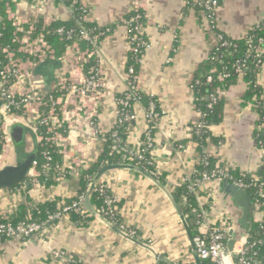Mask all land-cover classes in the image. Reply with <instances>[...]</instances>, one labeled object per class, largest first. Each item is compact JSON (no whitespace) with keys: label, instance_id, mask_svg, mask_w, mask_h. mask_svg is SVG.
Here are the masks:
<instances>
[{"label":"crops","instance_id":"crops-1","mask_svg":"<svg viewBox=\"0 0 264 264\" xmlns=\"http://www.w3.org/2000/svg\"><path fill=\"white\" fill-rule=\"evenodd\" d=\"M82 1L88 10L87 22L109 30L100 40L95 54L103 80L98 94L83 104L75 97L68 94L63 97L59 92L64 83L80 85L85 78L79 65L65 61L72 51H66L59 58L25 61L22 66L27 72V85L35 84L44 93L59 94L58 102L63 110L60 121L69 130L61 140L63 163L73 168L72 177L53 189L36 184L29 198L8 189L0 190L2 216H9L17 206L30 208L54 198L71 199L79 192L81 172L95 164L102 147V141L93 136L88 120L96 121L101 132L110 130L118 116L117 99L126 90L130 51L123 20L132 11L143 15L147 39L138 88L147 97L154 98L162 112L150 156L165 184L155 178L172 196L171 190L194 174L200 159L191 131L192 125L200 121L192 81L198 66L207 60L215 46L217 32L209 31L205 17L187 7V0ZM8 10L10 19H42L45 25L68 21L73 14L67 2L53 0H19ZM263 22L264 0H220L217 29L221 35L233 40L243 39L251 28ZM259 84L264 93V67ZM246 94L247 86L242 80L221 92L225 116L212 132L223 138V142L208 145L204 153L216 158L224 167L255 175L264 165V150L255 143L254 132L259 117L252 105L244 103ZM34 111L35 107H32L30 118ZM134 111L136 119L127 139L131 147L142 142L148 125L146 108L137 104ZM4 126L11 143L3 167L18 159L10 130L20 126L31 129L24 119L15 117L6 120ZM259 130L264 131L263 127ZM23 140L25 153L33 152L38 142L34 135L28 131ZM29 177H37V173L31 172ZM100 181L118 202L124 204L120 212L124 224L136 231L138 237H129L101 216L88 212L94 219L87 226L74 224L66 217L29 240L12 239L1 243L0 264H160L162 261L203 264L193 245L191 225L185 216L184 219L179 216L164 191L149 178L121 170L108 173ZM222 186V183L213 182L200 189L199 210H205L211 222L228 217L237 240L234 249L240 250L247 230L255 221L262 220V214L254 210L249 218L252 225L249 229L244 228L241 225L243 210L235 206L230 196L222 191ZM90 205L95 211L91 200ZM59 252L63 256L55 259L54 254Z\"/></svg>","mask_w":264,"mask_h":264},{"label":"trees","instance_id":"trees-1","mask_svg":"<svg viewBox=\"0 0 264 264\" xmlns=\"http://www.w3.org/2000/svg\"><path fill=\"white\" fill-rule=\"evenodd\" d=\"M18 1L19 0H0V72L8 63L7 53L5 52L7 49L14 53L16 58H19L22 61L36 60L31 56L20 52L22 47L20 42L26 35V32L30 29L31 25L34 26V31L32 33L33 38L43 36L54 50L56 58L63 56L67 49L73 45L74 41H77L80 44L82 50H94V47L79 39L78 36L81 29L94 31L95 34L100 35V40H103L109 33L108 29H101L97 27L96 24L87 22L81 5H74L73 0H56L57 2L65 1L71 6L73 14L70 20L56 21L50 25H45L42 19H36L30 24L25 25L21 32L14 25V21L9 19L8 16V8H12ZM187 2V7L194 8L202 16L205 15L203 0H187ZM137 15L141 16V19L137 24L134 23L131 26L124 25V27L127 29V34L131 38L140 36L137 35L134 30L137 26H140L143 30L141 42L145 43V45L141 48L142 52L141 54L129 53L126 69V75L128 74V69L132 68L135 72L134 75L138 78L141 70V61L147 47V39L144 34V17L139 11H132L127 15L125 20H130ZM60 29H63L66 33L72 32L74 39L68 40L67 35H59L58 30ZM215 32H217V36L220 34L218 33V29H216ZM249 38H251L250 41ZM260 40H263V43H260ZM250 47H252V49H250ZM258 50H261V52L264 50V22L258 27L251 28L248 32L247 38L233 40L224 36L223 41H219L217 38V42L211 50L209 57L205 62L198 66L194 75L192 81L194 104L197 112L201 116L200 121L202 123V129L197 131V126L192 125L191 131L193 140L195 141L197 150L201 156L198 163H196L194 174L171 190L174 201L180 207L183 215L191 225L194 238L199 236L200 233L198 225V214L200 213L198 200L202 194L200 193L201 188H198L194 193L191 192L190 188L195 184V181L198 179L200 180L204 174L212 175L213 173H218L226 168L221 165L216 158L208 154L205 155L204 150L210 144L218 145L223 142V138L216 137L212 132V128L220 125L225 116V101L224 98L221 97V92L235 86L239 80H242L247 86V94L244 103L252 105V108L259 117L254 132V139L257 147L264 150V131L259 130V128L262 127L264 129V93L259 84V76L264 64V53L260 54ZM259 61L262 63L259 64ZM92 67L98 68V61L95 56L91 59L90 63L85 66V72H88ZM238 67H241L240 71H238ZM224 75H226V77H224ZM133 77L134 76H131V80H133ZM1 79L2 76L0 75V81ZM133 83H135V90H133L135 100L133 99L130 101L131 107L128 109L131 113H134L135 104H141L146 108L148 113L150 112L151 105H154L156 113L159 114V118L151 122V125L154 127L152 130L154 135L157 122L162 116L159 104L154 98L147 97L140 92L138 88V80H133ZM50 94L54 98L59 97V94L56 92ZM124 96L125 94L121 95L119 99H123ZM212 96H217L219 98L216 102H213ZM48 98L49 97L44 99L45 102L48 101ZM47 112L45 113L46 115ZM60 124L61 128L58 129V132H60L62 136H67L69 131L68 128L63 122ZM133 125L134 122H128L116 128L120 137V142L118 144L114 142L112 134H106L100 137L102 141L100 156L89 170L81 172L80 190L74 198H54L44 203H37L30 208H27L24 205L17 206L9 216L0 215V224L17 226L20 223L27 222L28 218H30L31 221L43 224L44 228H46L47 226L58 224L61 220L68 217L74 224L87 226L94 217L85 210L79 213L69 212L64 215L61 220L56 221H49V217L61 212L63 205L71 206L74 202H77L80 197L83 196L85 198L91 185L95 183V178L101 169L110 165L124 164L123 159L128 154L127 149L129 148L127 139L131 133ZM38 136L44 139L38 145V156L35 166V170L39 173V176L28 177L20 184L8 189L10 191H15L22 197L26 196L29 198L28 195L36 184L45 187L46 189H53L72 177V175L67 174L69 170L66 169V172L60 170L64 166L62 148L45 142V139L54 136V133L49 131V126L39 127ZM144 139L143 136V140ZM46 152H50L52 157V160L49 163L50 170L48 171L46 169L48 162L44 157ZM129 159L130 162H127L128 164L126 163V165L134 166L136 169L134 172L137 175L144 176V173H146L156 177L165 184V179L158 174L157 166L152 160L150 154L145 156L143 160L137 158ZM229 176L232 180H224L222 184L234 181L244 182L250 185L247 189V193L252 198V201L256 202L259 200L261 203V209L259 212L262 214V220L255 221L252 227L247 230L248 244L252 246L254 243H257V246L250 248L248 258L250 259L251 264H264V245L259 244L264 241V198L261 199L259 197L260 193L264 194V165L260 172L255 175H247L231 168ZM108 196H112V193L108 189L105 190L104 194H100V192L96 191L91 193L90 200L96 213L125 234L128 235L131 232H134V237H138L136 231L124 224L120 213L124 204L117 201L110 209L105 203ZM110 210H112V212H110ZM7 240L10 239L4 234H0V244ZM160 264L168 263L162 261ZM203 264H209V262L203 261Z\"/></svg>","mask_w":264,"mask_h":264},{"label":"built area","instance_id":"built-area-1","mask_svg":"<svg viewBox=\"0 0 264 264\" xmlns=\"http://www.w3.org/2000/svg\"><path fill=\"white\" fill-rule=\"evenodd\" d=\"M73 4L81 5L83 13H85V20H87L88 10L83 1L73 0ZM203 7L205 10L204 17L208 23L209 31L215 32V30L217 29V17L220 8V0H203ZM140 19L141 16L137 15L130 20H123V25L131 26L134 23L137 24ZM11 20L14 21V25L21 32L23 31V27L25 25L32 22L31 20L24 21L21 18H12ZM134 30L137 35L140 36L133 38L128 36L127 39L129 44V51L134 54H141V48H143V46L145 45V43L141 42V35L143 34V30L140 26H137ZM33 31L34 26L31 25L30 29L26 32V35L20 42L22 44L20 52L38 60L54 59L55 55L52 47L48 44L43 36L33 38ZM58 33L59 35H67L68 40L74 39L72 32L66 33L63 29H60L58 30ZM78 37L80 40L94 47V50H82L80 44L77 41H74L73 45L67 49L68 52L72 51V53L65 57V61H67L71 65H79L82 71L85 72V66L90 63L91 59L96 54V50L100 43V35L95 34L94 31L81 29ZM217 38L219 41H223L224 36L219 34ZM245 38H247V36ZM250 40L251 38H249V41ZM259 42L263 43V40H260ZM250 49H252V47H250ZM5 52L7 53L8 63L0 72V75L2 76V79L0 81V168L3 167V162L7 156V148L11 143L10 135L6 131L4 123L11 117H15L16 119H24L26 121V124L29 125V127H31V129L37 135L38 144H40V142L44 140L42 137L38 136L39 127L49 126V131L54 133V136L52 138L45 139V142L47 144L61 147L62 140V135L60 134V132H58V129L61 128L60 113L63 112V110L61 111L60 108L61 104L58 102L59 98H54L51 94L44 93L41 90H38L35 84L27 85L25 83L27 72H25V70L22 68L25 61L16 58L15 54L10 52L8 49ZM258 52L261 54L264 53V50L262 52L261 50H258ZM261 63L262 62L259 61V64ZM240 70L241 67H238V71ZM127 73L126 90L124 92L125 96L123 99H117L119 111L113 127L107 132H101L96 121H94L92 118L88 120V126L93 136L97 137L100 140L101 136L112 134L114 142L118 144L120 142V137L116 131V128L123 125L124 123L134 122L136 119L135 111L134 113H131L128 108L131 107L130 101L133 99L135 100V95L133 94V90H135V83H133V80L137 81L138 78L134 75L135 72L132 68H129ZM131 76H134L133 80H131ZM224 77H226V75H224ZM102 87V71L98 63V68L92 67L88 70V72H85V78L83 79L82 83H80V85H70L68 84V82H66L60 87L59 92L61 93V95H63V97L68 94L69 96L71 95L75 97L78 101L84 104V102L89 98L96 96ZM47 97H49L48 101L45 102L44 99H46ZM218 98L219 97L217 96H212L213 102H216ZM32 107H35V111L33 112V115L31 114L32 116L30 118L29 113ZM155 109V106L151 105L150 112L147 113L146 118L148 125L144 133L145 139L137 147H131L128 144V154L123 159L125 165L127 162H130L129 158H137L143 160L145 156L150 154L151 150L153 149L154 135L152 133V130L154 127L151 125V122L159 118V114L156 113ZM46 112L47 115L45 114ZM196 126L197 131H200L202 129L201 121H199ZM44 157L48 162L46 165V169L48 171L50 170L49 163L52 160L51 153L46 152L44 154ZM35 166L36 162L31 172H35L37 173V176H39V173L35 170ZM66 169L69 170L67 174H73L72 167H67L64 165L60 170L62 172H66ZM230 170L231 168L226 167L224 170H221L218 173H213L212 175L204 174L200 180L198 179L195 181V184L190 188L191 192H196L198 188H202L205 184L208 183H222L227 179L232 180V178L229 176ZM230 183L245 191H247V189L250 187V185L241 181H234ZM94 184L95 187L93 191L100 192V194L105 193L107 187L104 182L99 181ZM259 197L261 199L264 198V194L260 193ZM117 201L118 200L116 197L108 196L105 203L111 209L112 205ZM84 202L85 198L82 196L71 206L63 205L61 212L51 215L49 217V221L61 220L62 217L69 212L79 213L85 210ZM254 206L255 210L259 212V210L261 209L260 201L257 200L256 202H254ZM110 212H112V210H110ZM198 220L200 233L199 236L194 238V245L197 255L201 260L207 261L209 262V264H251V261L248 258V253L250 248L257 246V243H254L252 246L249 245L248 237L246 236L240 250L234 249V253L238 256L237 259L234 260L227 247V243L229 241L228 234L231 230L228 217H223L220 220L211 222V220H209L208 213L205 210H200V213L198 214ZM44 229L45 228L43 224L33 222L30 218H28L27 222L20 223L17 226H13L11 224H0V234L6 235L10 240L17 239L26 241L35 236H38L44 231ZM128 236L134 237V232H131L130 234H128ZM259 244L264 245V241L260 242ZM62 256L63 254L60 252L54 254L55 259H59Z\"/></svg>","mask_w":264,"mask_h":264},{"label":"water","instance_id":"water-1","mask_svg":"<svg viewBox=\"0 0 264 264\" xmlns=\"http://www.w3.org/2000/svg\"><path fill=\"white\" fill-rule=\"evenodd\" d=\"M30 132L34 135V137L37 139V135L35 132L30 128L23 127H17L13 130H10V133L12 134V137L14 139L15 145L17 147V153H18V159L16 163L11 165H6L3 168L0 169V190H5L12 188L24 180H26L30 174L32 169L34 168V164L37 160L38 156V142L36 143V148L31 153H25V145H24V134L27 132ZM136 171L135 167L132 165H125V164H115L106 166L98 173V175L95 178V183L99 182L105 175L108 173L114 172V171ZM144 176L149 178L156 186H158L161 190L164 191V193L167 195V197L170 199L171 203L175 207L176 211L178 212L179 216L184 219V215L180 207L177 205V203L174 201L170 193L166 190L165 187H163L160 182L151 175H148L144 173ZM95 187V184H93L86 196L84 207L85 210L92 213L95 216H98V214L92 210L90 205V195L93 192ZM222 191L225 192L227 195L230 196V198L233 200L235 206L238 208H241L243 210V220L241 222V225L244 228L249 229V227L252 225L251 222H249L250 216L253 215V211L255 210L254 202L252 201V198L247 193V191L231 184V183H223ZM229 241L227 243V247L229 252L231 253V256L234 259H237V255L234 253V246L236 244V240L234 238V230L229 231ZM193 245H194V239H193ZM195 247V245H194Z\"/></svg>","mask_w":264,"mask_h":264}]
</instances>
